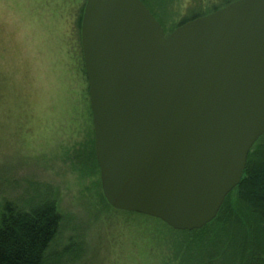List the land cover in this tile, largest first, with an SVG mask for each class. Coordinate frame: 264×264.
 I'll return each instance as SVG.
<instances>
[{"label": "water", "instance_id": "obj_1", "mask_svg": "<svg viewBox=\"0 0 264 264\" xmlns=\"http://www.w3.org/2000/svg\"><path fill=\"white\" fill-rule=\"evenodd\" d=\"M80 47L106 202L204 226L264 133V0L167 34L141 0H85Z\"/></svg>", "mask_w": 264, "mask_h": 264}, {"label": "rangeland", "instance_id": "obj_2", "mask_svg": "<svg viewBox=\"0 0 264 264\" xmlns=\"http://www.w3.org/2000/svg\"><path fill=\"white\" fill-rule=\"evenodd\" d=\"M144 1L167 34L197 0ZM84 3L0 0V200L55 201L50 253L72 249L58 264H166L168 236L147 216L110 207L86 156L93 126L75 27ZM228 258L219 248L214 264Z\"/></svg>", "mask_w": 264, "mask_h": 264}, {"label": "trees", "instance_id": "obj_3", "mask_svg": "<svg viewBox=\"0 0 264 264\" xmlns=\"http://www.w3.org/2000/svg\"><path fill=\"white\" fill-rule=\"evenodd\" d=\"M141 1L146 6L145 1ZM231 1L208 0L203 5L197 0L176 26ZM83 6L79 5L75 17L78 31ZM82 71L85 74L84 67ZM263 138L264 133L252 145L240 181L226 194L215 217L204 226L177 230L158 218L135 212L156 222L158 230L168 236L166 264H214L213 257L219 248L223 256H229L227 264H264ZM86 156L96 167L92 143ZM60 222L61 214L56 203L48 197L35 204L30 203L28 207L19 206L11 200H0V264H58L61 258L70 256L72 249H66L62 254L50 253V245L58 233Z\"/></svg>", "mask_w": 264, "mask_h": 264}]
</instances>
